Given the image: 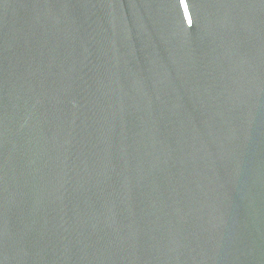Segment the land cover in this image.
Listing matches in <instances>:
<instances>
[{
	"label": "water",
	"instance_id": "obj_1",
	"mask_svg": "<svg viewBox=\"0 0 264 264\" xmlns=\"http://www.w3.org/2000/svg\"><path fill=\"white\" fill-rule=\"evenodd\" d=\"M0 264H264V0H0Z\"/></svg>",
	"mask_w": 264,
	"mask_h": 264
}]
</instances>
